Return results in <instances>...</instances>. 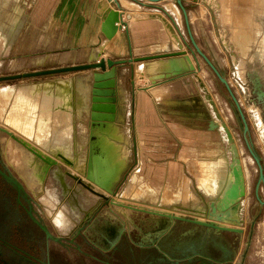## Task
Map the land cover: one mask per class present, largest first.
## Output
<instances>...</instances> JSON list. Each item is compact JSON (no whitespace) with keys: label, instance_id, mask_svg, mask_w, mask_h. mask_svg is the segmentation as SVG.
I'll use <instances>...</instances> for the list:
<instances>
[{"label":"rangeland","instance_id":"obj_1","mask_svg":"<svg viewBox=\"0 0 264 264\" xmlns=\"http://www.w3.org/2000/svg\"><path fill=\"white\" fill-rule=\"evenodd\" d=\"M183 2L198 46L228 80L240 102L249 123L247 134L249 142L264 169V96L260 95V90L264 92V0H183ZM20 3L22 4L21 0H0V75L66 66L72 62H88L80 58L78 53H65L66 50L62 52L61 49L68 44L61 43V32L54 29L50 31L52 34L47 35L43 28L32 25L28 7L25 5L26 10L20 12ZM31 13L38 21L45 17L42 11ZM172 13L175 18L173 23L175 31L181 42L179 54L181 57L184 55L190 57L189 65L186 66L188 70L181 72L182 75L177 81L175 96L201 97L217 127L212 130L210 120H185L177 117L172 119L176 122H188L190 128L209 133L212 141L208 144L211 147H219L230 162L238 159L244 174V193L239 199L240 221L238 224H230L236 228L232 230L224 228L223 232L229 242V254L226 256L222 250L213 246L206 253L200 247L197 252L194 250L183 252L181 249L172 248L171 245H164L163 240L172 236L169 230L160 235L157 247L140 244L144 243V231L149 230L154 224L156 213L152 215L147 211L129 209L125 204L148 210H161L162 206L142 201L148 197L146 188L148 185L142 183L144 174L139 164L146 158L145 149L151 145V140L136 137L135 141H130L136 133L130 117L121 123L122 130H127L131 137L120 141L127 149L128 165L119 179L110 188L104 189V194L109 199L100 196L95 203L94 199L91 200V204L88 203L86 206L88 208L94 203L89 212L83 214L68 232L55 224L54 217L63 207L65 199L58 202L52 196V193H56V188L49 174L43 172L42 181L35 182L31 179V169L25 166V159L36 158L47 165L45 158H50L48 154L29 139L40 141L50 136L62 126L64 118L46 111L45 108L38 109L36 101L20 98L23 89L18 86L26 82L57 77H74L86 72L87 69L0 81V127L7 129V131L0 129V164L20 180L32 200L36 213L52 234L61 238V241L47 240L43 230L26 214L22 206L16 212L18 215L7 214L8 208L3 203L9 200L11 201L8 202L11 203L9 208H17L16 189L0 176L1 236L33 255L42 258L48 256L51 264H190L197 259L207 260L210 264H264V204L258 199L259 196L264 200V182H260L258 186L260 169L246 145L244 123L225 84L194 48L184 13L179 5L174 6ZM166 18L170 19L167 15ZM46 37L49 40L50 37L51 40L57 37L58 42H48L45 40ZM56 49L59 50L57 53L54 52ZM140 67L144 70L142 66ZM143 73L144 71L138 72L139 84L144 83L139 76L144 75ZM256 79H259L258 87ZM48 105L47 101L40 102V106ZM45 115L47 118L44 121ZM34 122L38 124L35 131L32 129ZM107 122L116 121L93 120L89 114L83 119L76 118L75 128L78 132L81 125L85 126L91 141L94 133ZM52 158V166L60 165L64 171L61 173L64 180L66 172L72 171V168L57 156L53 155ZM201 171L203 169L197 170L200 175ZM135 176H139L140 179L135 181ZM88 178L90 179L89 176ZM184 185L189 193L188 199L179 200L177 205L165 210L173 214L183 212L181 214L186 215V218L208 220L212 200L198 186L196 180ZM22 199L26 202L24 198ZM198 205L203 206L206 212H201ZM105 219H110L124 230L121 239L111 248H106L100 240L99 227ZM176 223L184 227H197L193 225L194 221L187 219L178 218ZM206 230L200 226L193 233V239L206 236ZM207 236L211 237V234L207 233ZM170 259L179 262H172ZM9 262L27 264V261L20 259L12 248L0 242V264Z\"/></svg>","mask_w":264,"mask_h":264},{"label":"crops","instance_id":"obj_2","mask_svg":"<svg viewBox=\"0 0 264 264\" xmlns=\"http://www.w3.org/2000/svg\"><path fill=\"white\" fill-rule=\"evenodd\" d=\"M103 1L107 3V9L101 11L100 6ZM164 1L168 3H162ZM21 2L19 11L26 10L25 5L28 7L32 25L43 28L47 35L52 34L50 31L54 29L61 32V43L68 44L66 49L60 48L62 52L66 50L65 53H78L84 61H89L91 55L113 60H126L114 68L108 67L106 72L100 68L87 69L78 76L57 77L71 79L73 153L81 155L88 153L92 143L95 154H98L106 163L109 175L113 176L121 172L128 165V158L127 149L120 141L131 137L127 130H122L121 122L130 117L136 129L130 141H135L136 137L151 140V145L146 146L147 149H145L146 158L139 164L145 180L142 183L148 185L146 186L148 197L143 198L144 203L158 204L164 210L170 209L173 205H177L179 200L188 199L189 193L184 184L193 180H196L202 190L208 192L207 195L212 201L222 195L229 178L230 161L227 156L221 153L219 147H211L208 144L212 141L209 133L201 129L190 128L188 122H176L172 119V117H177L185 120H210L198 115H184L182 111L185 108L183 109L177 100L191 99L193 96H175L177 81L182 75L181 72L188 70L186 66L190 62L189 56H180V42L178 43L174 37L178 34L175 31L173 24L175 18L172 13L174 6H178L176 0L158 2L149 0L112 2L108 0H21ZM111 8L120 11L126 29L118 30L113 38L108 39L102 32L101 26L105 15ZM39 11L44 12L45 17L38 21L37 18H33L31 12ZM166 15L170 18L169 20ZM45 40L52 43L58 42L57 37H53L52 40L51 37L50 40L46 37ZM58 51L56 49L54 52ZM83 63L85 62H72L71 65ZM140 66L144 70H141ZM140 71H144V75H139L141 81L144 82L142 84L138 82ZM96 72L106 75L103 81L105 86L110 84L111 78L114 79L117 100L116 102H92L90 100L91 112L95 110L93 105H96V110L101 114L113 116L93 120L116 122H108L112 123V127L106 132H97L95 137L89 141L85 126L81 125L80 130L76 131L75 119L87 117L83 109L85 92L88 87L91 92L94 80L89 78L88 83L86 76L89 77ZM108 72H111L110 75ZM48 80L53 79L39 82ZM30 83L33 82H26L20 86ZM199 98L203 111H208L204 100ZM211 122L217 124L216 121ZM216 127L211 126V129L215 130ZM210 160L214 166L209 163ZM198 163H204L207 176L210 173L208 186L202 183L200 174L196 170ZM211 172L214 174L212 175ZM139 179V176L134 177L135 181ZM198 209L206 212L201 205H198ZM152 231L150 228L149 232ZM152 241L157 244L156 238Z\"/></svg>","mask_w":264,"mask_h":264},{"label":"bare ground","instance_id":"obj_3","mask_svg":"<svg viewBox=\"0 0 264 264\" xmlns=\"http://www.w3.org/2000/svg\"><path fill=\"white\" fill-rule=\"evenodd\" d=\"M106 9H107V3L103 1L101 3L100 10L104 11ZM162 18L166 20L163 16ZM174 37L179 43L180 42L179 36L175 34ZM179 45L181 46V42ZM88 79L89 77L86 76V80L89 83ZM256 81H257L256 85L259 86L260 85L258 83L259 79H256ZM20 87L23 89L20 98L30 100L31 102L36 101V104L39 106L38 109L45 108L46 111L56 113L58 115L63 116L64 118L62 126L58 127L57 130L53 131L50 136L43 138L40 141H36L35 139H29L30 142L32 141V143L33 142L36 143L37 146L39 145L40 148L48 154L50 158L49 159L45 158L47 165L43 161L38 160L34 157L35 159L26 158L25 166L31 169L30 178L33 179L35 182L39 180L42 181L43 172L51 176V179L53 180L54 186L56 188V193L55 194L52 193V196H54V198L58 202H61L65 199L64 200L65 202H63V207L59 209V211L54 217L55 224L57 226L62 227L64 230L69 231L75 225V223L81 219L83 214L89 212L91 206L95 203L98 197L100 196L107 197L104 194L105 193L104 189L110 188L114 184V182L119 179L123 170L121 172L119 171V173H116V175L113 176L109 175L106 169V163L104 162V160H101L98 154H95L94 145H92V143L90 144L88 153H84L81 155L79 153L72 152L71 116H72L73 104H72L71 79L57 78L45 82L36 81L30 84H25ZM263 93L264 92L260 90V95L264 96ZM84 99H85V103L83 109L85 115L88 116L90 114L92 119L113 117L112 115L101 114L100 112H98L96 110L97 107L96 105H93L95 107V108L93 107V109L95 110L91 112L90 87L87 88ZM43 100L45 102L47 101L49 105L45 107L40 106V102ZM46 118L47 116L45 115L44 121L46 120ZM111 124L112 123H108V122L102 124L99 130L94 133V137L97 132H106L107 130H109V128L112 127ZM211 126L216 127L215 122L214 123L211 122ZM32 129L34 131L38 129L37 122H34ZM53 155L60 158L61 161L67 163L72 168V171L68 170L66 172L64 176L65 177L64 180L61 178V173H64L61 166L60 165L52 166L51 159H53L52 158ZM209 163H212L211 160ZM197 165H198L197 170L203 169L200 175L202 183L205 186H208L209 180L211 178V177L209 178L210 173L208 172L209 176H207V172H206L207 170L206 167L204 166V163H200ZM88 176L90 177V179L88 178ZM70 178L71 180H69ZM243 193H244V174L239 160L235 159V161L230 162L229 178L227 181V185L224 191L222 192V195L211 202V211L208 214V220L197 217L192 218L199 221L214 223L215 225H217V227L202 225L196 222L193 225L197 227L200 226L208 227L210 229H216V230H224L223 227L236 228L231 226L230 224H238L240 221L239 199L241 198ZM121 196L123 197V195ZM91 200H93L94 203L87 208L86 206L88 205V203L91 202ZM125 206H127L129 209H134L133 208L134 206L131 207V205H126V204ZM138 208L145 209L142 207H138ZM151 211L156 212V214L152 213V215L154 214V218H155L154 224L151 227V229L153 230L152 232L154 234L158 235L160 232L167 230L170 227H183V225L176 223L178 218L169 217L168 214L176 215L179 217H185L186 215L181 213L173 214L164 209L151 210Z\"/></svg>","mask_w":264,"mask_h":264},{"label":"water","instance_id":"obj_4","mask_svg":"<svg viewBox=\"0 0 264 264\" xmlns=\"http://www.w3.org/2000/svg\"><path fill=\"white\" fill-rule=\"evenodd\" d=\"M108 1L112 2V1H116V0H108ZM149 1L158 2L161 0H149ZM176 2L178 3L179 7L182 9V11L184 13L186 26H187L188 33H189V36H190V39H191V42H192L194 48L207 61V63L214 70V72L219 77V79L225 84L226 88L228 89L230 95L232 96V98H233V100H234V102L238 108L241 119L244 123V133L243 134H244V139H245L246 145H247L250 153L252 154V156L255 158V160L259 166V169H260V179H259V183H258V186H259L260 182H264V169H263V166L260 162V158L255 153L254 149L252 148V146L249 142V139L247 136L248 130H249V123H248V120L246 118V115H245V113H244V111L240 105L238 98L236 97L234 91L232 90L228 80L221 74V72L214 65V63L211 61V59L198 46V44L195 40V37L193 35L192 29H191V23L189 20L188 12H187V9L184 5L183 0H176ZM120 22L121 23L124 22L122 19V15L120 14V11L118 9H115V8L109 9V11L107 12V14L105 15V17L103 19L102 26H101L102 32L104 33V35L108 39L113 38V36L118 32V30L121 29V25H119ZM125 61L126 60H113L110 58L107 59L105 57L100 58L97 55H91L90 60L87 63L76 64V65H71V66L47 68V69H41V70H34V71H28V72H22V73H16V74L0 75V81L14 80V79H20V78H32V77L45 76V75L63 73V72L78 71V70H85V69H98V68H100L103 72H106L108 67L114 68L117 64H122ZM110 73L111 72H108V75H110ZM105 77H106V75L101 73V72H96V73H93L92 75L89 76V78L94 80L93 87H92L91 92H90V100L92 102H116L117 98H116V94H115L116 91H115V87H114L115 81L113 78H111L109 80L110 84L105 86V84L103 83ZM191 99H192V101L194 99H197L200 102V98L198 96H193ZM177 101H178V103H181V105H182L183 103L189 104L190 100L189 99H181V100H177ZM182 113L184 115H198L201 117H205L207 119H210V123L212 121L211 115L207 110L198 112V111H194V110L190 109V107H188L187 111L183 110ZM0 129L7 131V129L4 127H0ZM8 178L13 183H15L20 189L24 190L22 183L17 178H15L14 176L13 177L9 176ZM258 186H257V188H258ZM102 197H104V196H102ZM104 198L106 200L109 199L108 196L104 197ZM258 199L260 200L261 203L264 204V200H262L259 196H258ZM131 207H133V206H131ZM133 208L143 210V211H147L150 213H156V212L148 210V209H141L138 207H133ZM168 216L172 217V218L187 219V220L194 221V222L202 224V225H209V226L217 227V225H215L214 223H209L206 221H199V220H195L192 218L179 217V216L172 215V214H168ZM41 225L44 228V230L46 231L48 237H51V238L55 239L56 241H61V238H59L58 236H54L52 233H50V231L46 225H44V224H41ZM223 228L229 229V230L234 229V228H228V227H223Z\"/></svg>","mask_w":264,"mask_h":264},{"label":"flooded vegetation","instance_id":"obj_5","mask_svg":"<svg viewBox=\"0 0 264 264\" xmlns=\"http://www.w3.org/2000/svg\"><path fill=\"white\" fill-rule=\"evenodd\" d=\"M192 98V97H191ZM190 102L192 99H189ZM183 109L190 107V109L195 110V111H203L201 108L200 102L197 99H194L191 103L185 104L183 103L181 105ZM184 111H187V109ZM0 176L8 181L10 184L14 186L16 189V203H17V208H9L8 202H11L7 200V202L3 203L5 207L8 208L7 214L9 215L12 213L14 216L18 215L16 212L18 211L19 207L22 206L23 209L25 210L26 214L43 230V232L46 235L47 240L53 239L51 237H48L46 231L42 227L41 224L46 225L42 218L36 213L33 207L32 200L30 197L27 195L25 187L24 190L20 189L15 183H13L8 177L14 176L9 170L5 169L4 166L0 164ZM16 178V176H14ZM20 181V180H19ZM23 185V184H22ZM258 190V188H257ZM258 192V191H257ZM258 195V194H257ZM24 198L26 202L22 199ZM3 202V201H2ZM5 215V214H4ZM47 226V225H46ZM48 228V226H47ZM62 228V227H61ZM199 227H170L169 229V234L172 235L170 238L167 237L165 240H163L162 244L166 245H171L172 248L175 249H181L183 252L187 251H198L197 249L200 247L204 252H209V248L211 246L218 248L223 251V253L227 256L230 252L229 249V242L225 238V235L223 234L224 230H216V229H210L208 227H203L206 228V236H203L202 238L199 239H193V233L198 229ZM49 229V228H48ZM63 229V228H62ZM72 229V228H71ZM70 229V230H71ZM100 229V240L103 242V245L106 248H111L117 244V242L121 239L124 230L122 226H119L112 222L110 219H105L103 223L99 227ZM64 230V229H63ZM69 230V231H70ZM150 230V229H149ZM149 230L144 231V243H140L141 245L144 246H150L153 245L155 247L158 246L159 241H160V235L165 233L167 230H164L160 232L158 235L154 234L153 232H149ZM50 231V229H49ZM65 232H68L67 230H64ZM50 233H52L50 231ZM153 233V234H152ZM208 234H211V237L207 236ZM54 235V234H53ZM55 236V235H54ZM156 238L157 244L152 243ZM55 240V239H54ZM0 242L3 244H6L8 247L12 248L16 254L19 255L20 259L26 260L27 264H51L50 259L48 256L45 258L36 256L31 254L30 252H27L23 249H20L16 244L12 243L10 240H8L6 237L0 235ZM204 254V253H203ZM172 262H179L175 259L172 260ZM6 264H12V262L6 263ZM24 264V263H23ZM190 264H210L209 261L207 260H201L197 259L196 261H191Z\"/></svg>","mask_w":264,"mask_h":264},{"label":"built area","instance_id":"obj_6","mask_svg":"<svg viewBox=\"0 0 264 264\" xmlns=\"http://www.w3.org/2000/svg\"><path fill=\"white\" fill-rule=\"evenodd\" d=\"M119 25H121V29H126V24L124 22H120Z\"/></svg>","mask_w":264,"mask_h":264}]
</instances>
